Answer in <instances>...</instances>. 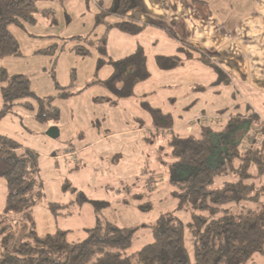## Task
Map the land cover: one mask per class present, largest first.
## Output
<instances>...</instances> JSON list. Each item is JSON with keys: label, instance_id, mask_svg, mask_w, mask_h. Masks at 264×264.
<instances>
[{"label": "rangeland", "instance_id": "1", "mask_svg": "<svg viewBox=\"0 0 264 264\" xmlns=\"http://www.w3.org/2000/svg\"><path fill=\"white\" fill-rule=\"evenodd\" d=\"M182 1L151 4L145 17H140L158 25L147 24L136 34L118 27L122 17L111 11L113 0H38L41 11L35 22L9 26L18 40L20 55L0 57V69H6L10 76L24 75L31 90L52 99L60 118L39 122L32 111L19 104L0 121L1 134L18 141L23 150L38 154L37 176L44 192L27 214H5L7 186L0 176V254L17 248L32 230L40 235L69 230V241L84 239L97 216L92 202L80 201L82 193L91 200L108 202L101 216L136 230L129 254L153 242L151 226L162 214L174 213L185 225V244L193 259L188 229L192 213L187 207L178 209V199L173 196L171 170L175 162L168 147L172 130L154 128L142 103L172 114L177 128L173 132L198 135L202 119L192 118H218L212 124L221 129L224 124L218 116L229 120L238 113L251 115L253 108L264 114V96L246 93L237 83L220 82L216 69L198 59V51L188 46L185 51L179 49L185 45L178 40L175 23L187 21L194 30L208 14L189 0L193 5L190 13L189 4ZM242 4L241 0L240 15L249 12ZM136 9L131 13L136 15ZM76 36L95 42L105 36L107 54L103 56L97 46H91L90 55L77 54L71 40ZM139 45L146 53L150 77L136 86L132 97L113 103L114 96L105 87L88 85L112 74L113 65L108 60L124 57ZM159 55L177 57L179 63L162 69L156 62ZM101 58L106 63L99 65ZM65 91L71 96L63 97ZM258 123L256 127L262 129V120ZM53 128L56 136L50 134ZM239 134L243 136L244 130ZM247 264H264V255L256 253Z\"/></svg>", "mask_w": 264, "mask_h": 264}, {"label": "trees", "instance_id": "2", "mask_svg": "<svg viewBox=\"0 0 264 264\" xmlns=\"http://www.w3.org/2000/svg\"><path fill=\"white\" fill-rule=\"evenodd\" d=\"M37 2L0 0V57L20 55L18 40L9 26L35 22L41 11ZM191 2L200 12L207 11L205 0ZM141 5L142 0H113L111 11L122 17L117 23L120 29L136 34L144 28L137 20L126 18ZM71 40L79 55H90L91 46H97L103 56L107 54L105 36L96 42L82 36ZM185 48L181 46L180 50ZM108 61L113 65L112 74L106 79H93L88 85L105 87L114 96L113 103L132 97L136 86L150 77L142 46ZM156 62L162 69H171L179 59L159 55ZM103 63L105 58L99 60V65ZM0 84V121L19 104L32 111L39 122L59 120V108L52 99H44L31 90L24 75L10 76L6 69H0ZM71 94L65 91L62 96ZM142 106L150 113L154 128L172 130L168 147L175 162L171 170L173 196L178 199V209L187 207L192 213L188 229L193 259L185 244V225L174 213L162 214L151 226L153 242L129 254L136 230L120 227L101 216L107 201L91 200L80 193V201L92 202L97 216L95 224L86 229L84 239L69 241V230L43 235L32 230L17 248L1 252L0 264H247L256 253L264 255V126L260 138L255 134L251 144L243 147L247 134L260 122L259 115L234 116L221 129L200 121L196 135L173 132L172 114L146 102ZM243 130L242 136L239 132ZM37 169L35 151L23 150L18 141L0 133V176L7 186L5 214H27L40 201L44 192ZM51 207L56 211L54 205Z\"/></svg>", "mask_w": 264, "mask_h": 264}, {"label": "crops", "instance_id": "3", "mask_svg": "<svg viewBox=\"0 0 264 264\" xmlns=\"http://www.w3.org/2000/svg\"><path fill=\"white\" fill-rule=\"evenodd\" d=\"M187 1L189 0H183L182 2L184 5L189 4L188 8L191 13L193 12V5ZM205 1L207 2L208 14H206L205 18L202 17L199 20V25H196L194 20L193 24L196 25L194 30L192 25L188 26L187 21H177L175 23L174 29L180 36L178 40L185 45L184 47L188 46L192 50L198 51V59L216 69L220 82L237 83L243 86L246 93L252 95L258 93L263 97L264 0H248L247 4L246 0H242L244 2L242 8L246 7L247 11L249 10L248 13L242 15L239 12L241 0ZM161 2L162 0H142L141 9H136L137 14H132L131 11L126 18L137 20L144 27L147 24L158 25L140 17V15L145 17V9L150 8L151 4H159L160 6ZM212 14L214 15L211 16ZM194 17L195 19L197 18L196 15ZM180 48L181 45L179 46ZM220 71L223 74L222 76L220 75ZM247 103L248 107L253 106L252 102L248 101ZM253 113L258 114L260 118H264V114L258 113L254 108L251 114ZM238 115L243 118L250 116L239 113L236 116ZM203 117L205 119L201 117V122L205 124L207 122L209 124L214 123L211 120L213 117ZM218 117L222 118L224 125L228 122L225 119V115ZM195 118L198 119L199 117H194L191 121ZM173 129H177L176 126Z\"/></svg>", "mask_w": 264, "mask_h": 264}, {"label": "built area", "instance_id": "4", "mask_svg": "<svg viewBox=\"0 0 264 264\" xmlns=\"http://www.w3.org/2000/svg\"><path fill=\"white\" fill-rule=\"evenodd\" d=\"M202 119H205V117H202ZM197 120H201V118L197 119ZM211 120L215 121L216 118H212ZM261 120H262V124H263L262 126H264V118H261ZM256 126H254L253 130L250 133L247 134L246 140H245V142L243 144L244 148L248 147L251 144V141H252L253 137H255V134H259L260 133L261 127L258 128Z\"/></svg>", "mask_w": 264, "mask_h": 264}, {"label": "water", "instance_id": "5", "mask_svg": "<svg viewBox=\"0 0 264 264\" xmlns=\"http://www.w3.org/2000/svg\"><path fill=\"white\" fill-rule=\"evenodd\" d=\"M51 135L56 136L57 135V129H52V131L50 132Z\"/></svg>", "mask_w": 264, "mask_h": 264}]
</instances>
